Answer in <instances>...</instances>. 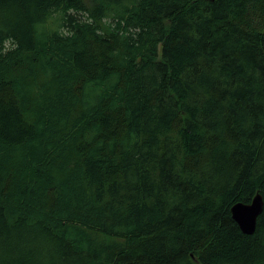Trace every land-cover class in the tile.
Segmentation results:
<instances>
[{
    "label": "trees",
    "instance_id": "obj_1",
    "mask_svg": "<svg viewBox=\"0 0 264 264\" xmlns=\"http://www.w3.org/2000/svg\"><path fill=\"white\" fill-rule=\"evenodd\" d=\"M264 0H0V264H264Z\"/></svg>",
    "mask_w": 264,
    "mask_h": 264
},
{
    "label": "water",
    "instance_id": "obj_2",
    "mask_svg": "<svg viewBox=\"0 0 264 264\" xmlns=\"http://www.w3.org/2000/svg\"><path fill=\"white\" fill-rule=\"evenodd\" d=\"M264 210V196L257 192L251 202H237L231 207L233 218L241 230L248 235L254 234L257 229L258 218Z\"/></svg>",
    "mask_w": 264,
    "mask_h": 264
}]
</instances>
